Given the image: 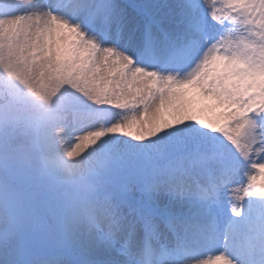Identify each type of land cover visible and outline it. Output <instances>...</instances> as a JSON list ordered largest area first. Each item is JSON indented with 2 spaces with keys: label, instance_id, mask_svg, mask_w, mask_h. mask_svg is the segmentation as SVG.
Returning <instances> with one entry per match:
<instances>
[{
  "label": "snow or ice",
  "instance_id": "6c2138e0",
  "mask_svg": "<svg viewBox=\"0 0 264 264\" xmlns=\"http://www.w3.org/2000/svg\"><path fill=\"white\" fill-rule=\"evenodd\" d=\"M77 36L122 109L108 129L120 195L86 259L264 264V0H108ZM0 10L14 11L7 0ZM0 264H32L0 253Z\"/></svg>",
  "mask_w": 264,
  "mask_h": 264
},
{
  "label": "rangeland",
  "instance_id": "374dc122",
  "mask_svg": "<svg viewBox=\"0 0 264 264\" xmlns=\"http://www.w3.org/2000/svg\"><path fill=\"white\" fill-rule=\"evenodd\" d=\"M107 2L7 0L14 11L0 10V65L29 105L40 96L58 107L37 125L0 113V151L8 163L0 164V253L32 264H50L53 252L61 259H86L96 228L120 195L107 147L112 137L100 133L119 122L122 109L86 71L84 52L61 49L78 35L102 42L93 29L104 19ZM54 187L75 190L68 200L76 203L63 209L64 200L41 195Z\"/></svg>",
  "mask_w": 264,
  "mask_h": 264
},
{
  "label": "trees",
  "instance_id": "16d2710c",
  "mask_svg": "<svg viewBox=\"0 0 264 264\" xmlns=\"http://www.w3.org/2000/svg\"><path fill=\"white\" fill-rule=\"evenodd\" d=\"M20 91L21 90L17 87V84L9 80L7 70L2 67V65H0V113H4L7 115L5 117L6 120H8V117L13 116V119L11 118L13 121H18L24 123L25 125H37L40 123V121L43 122L49 113L58 108L57 106L52 107L49 100H45L44 98L41 99L40 96L35 101H32L31 105H29L28 102L24 100V95ZM65 107L66 105H62L59 108L63 109ZM4 157L5 156H3L2 152L0 151V164L2 166L4 165V167H7V158ZM58 183H61V181H58L55 185H57ZM27 187L35 189V186L32 185H28ZM40 187L43 188V186ZM57 188L58 187L51 188L45 193L41 192V195H46L48 193V195H50V198L53 200H64V209L72 201L71 199L68 200V198L71 196L72 191L75 190L67 189L68 187H63L61 191L57 190L56 192H54L53 190H56ZM24 189H26V187H24ZM36 189L38 190L37 186ZM24 191L28 192L27 190ZM31 192L36 193V191Z\"/></svg>",
  "mask_w": 264,
  "mask_h": 264
}]
</instances>
